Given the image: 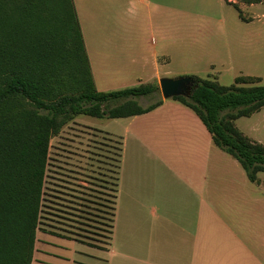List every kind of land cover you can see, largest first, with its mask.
<instances>
[{"label":"crops","instance_id":"1","mask_svg":"<svg viewBox=\"0 0 264 264\" xmlns=\"http://www.w3.org/2000/svg\"><path fill=\"white\" fill-rule=\"evenodd\" d=\"M73 2L98 91L168 76L161 43L171 26L172 0ZM143 19L149 30L146 47L131 42L130 34ZM128 43L129 54H122ZM121 74L134 76L116 82ZM110 120L123 130H110ZM95 126L120 146L109 242L101 247L54 233L48 246L77 241L86 247L81 254L96 264H264V217L251 213L253 201L264 198V183L248 179L192 109L164 99L148 113Z\"/></svg>","mask_w":264,"mask_h":264},{"label":"trees","instance_id":"2","mask_svg":"<svg viewBox=\"0 0 264 264\" xmlns=\"http://www.w3.org/2000/svg\"><path fill=\"white\" fill-rule=\"evenodd\" d=\"M225 1L241 15L237 3ZM263 1L242 0L248 5ZM0 3V13L8 8L20 13L16 23L9 15H0V110L12 119L0 121V264H32L50 140L79 115L131 117L148 113L163 101L147 107L139 103L158 91V84L97 90L73 0ZM42 13L59 26L48 25L45 31L40 26L45 23ZM69 27L73 42L56 33ZM27 39L22 54L12 49ZM193 78L197 87L192 94L173 99L192 109L215 145L240 163L251 182L258 183L264 173V145L249 139L235 122L264 107V85L227 86ZM74 89L78 94L70 92Z\"/></svg>","mask_w":264,"mask_h":264},{"label":"rangeland","instance_id":"3","mask_svg":"<svg viewBox=\"0 0 264 264\" xmlns=\"http://www.w3.org/2000/svg\"><path fill=\"white\" fill-rule=\"evenodd\" d=\"M5 1L18 4L22 0H0ZM231 1L237 3L241 15L225 0H172L171 26H167L161 43L163 54L169 60L162 69L168 73L167 77L196 76L227 86L264 85V1L251 5L242 0ZM51 6L52 10L55 9L54 5ZM3 14L13 18L15 23L20 16L15 8L4 9L0 15ZM54 14L56 16L57 12ZM41 16L45 22L41 27L59 26L47 21L45 13ZM167 16L169 20V13ZM70 29L62 30L64 34L62 31L56 33L61 39L73 42L74 32ZM131 29L130 34L134 33L131 42L137 40L146 47L148 42L144 37L149 30L144 19L139 22L137 30ZM30 30L28 28V36ZM126 35L130 36L128 29ZM26 44H29L28 39L21 44L16 43L12 49L22 54ZM130 46L126 44L122 54H129ZM76 73L73 69L72 74ZM134 73L140 76L138 70ZM72 74L68 73L67 78L74 84ZM133 76L118 75L120 79L116 82ZM160 77L146 84L159 85ZM96 81L101 89L100 80L97 78ZM246 82L250 83L244 84ZM131 83H134L131 86L138 85ZM70 92L78 94L75 89ZM160 100L164 98L159 85L158 91L140 98L139 103L147 107ZM5 113L0 110V121L6 119L11 122L10 114ZM97 122L106 123L107 119L102 121L79 115L50 140L32 264H41L44 260L43 264H96V259L81 254V251L87 252L86 247L77 241L58 240L48 246L52 239L49 236L54 233L101 247L109 242L120 146L116 137L95 126ZM109 122L110 130H123L124 126L116 124L115 120ZM235 125L249 139L264 145V107L250 117L239 118ZM226 158L231 157L226 155ZM260 183H264V173L259 174ZM251 213L257 218L264 217V198L253 201Z\"/></svg>","mask_w":264,"mask_h":264},{"label":"water","instance_id":"4","mask_svg":"<svg viewBox=\"0 0 264 264\" xmlns=\"http://www.w3.org/2000/svg\"><path fill=\"white\" fill-rule=\"evenodd\" d=\"M159 85L163 98L171 99L179 96H190L193 89L197 87V82L191 76L162 77L159 80Z\"/></svg>","mask_w":264,"mask_h":264}]
</instances>
